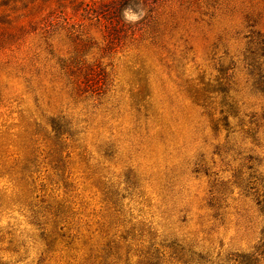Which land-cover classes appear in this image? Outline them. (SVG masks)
Returning <instances> with one entry per match:
<instances>
[{
    "label": "rangeland",
    "instance_id": "rangeland-1",
    "mask_svg": "<svg viewBox=\"0 0 264 264\" xmlns=\"http://www.w3.org/2000/svg\"><path fill=\"white\" fill-rule=\"evenodd\" d=\"M162 18L105 54L104 95H69L43 52L29 74L30 44L0 52V264L37 257L14 238L44 187L68 224L40 264H264V0H172Z\"/></svg>",
    "mask_w": 264,
    "mask_h": 264
},
{
    "label": "trees",
    "instance_id": "trees-1",
    "mask_svg": "<svg viewBox=\"0 0 264 264\" xmlns=\"http://www.w3.org/2000/svg\"><path fill=\"white\" fill-rule=\"evenodd\" d=\"M170 1L0 0V52L8 50L12 55L13 51H20L25 44H30V66L34 69L29 74L40 73L38 66L43 52V57L51 55L55 59L57 69L64 76V89L69 95L74 98L85 94L104 95L107 90L106 69L111 65L103 63L105 54L113 55L118 46L132 42L144 29L154 37L157 27L163 24V11ZM132 6L144 12L137 22H129L124 17V11ZM103 13L107 16L104 17ZM104 25L106 30L102 29ZM94 48L96 53L89 57L88 52ZM52 129L55 138L52 136L54 141L51 145L56 148L59 140H66L67 133ZM68 136L71 138L70 134ZM14 188L20 189L19 184L14 183ZM27 194L29 198V191L22 187L23 217L29 206ZM63 201L47 194L44 187L38 210H34L36 219L27 223L34 228V233L26 235L28 243H20L17 239L19 234L14 238V252L23 248L27 256L30 247L37 249V257L29 264L43 262L45 255L56 252L55 245L64 239L62 230L68 224V217L63 214Z\"/></svg>",
    "mask_w": 264,
    "mask_h": 264
}]
</instances>
